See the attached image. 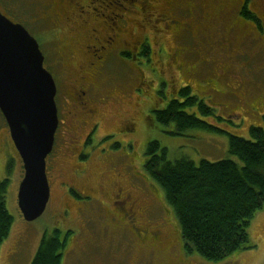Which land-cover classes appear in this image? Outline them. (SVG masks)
I'll use <instances>...</instances> for the list:
<instances>
[{
    "label": "rangeland",
    "instance_id": "rangeland-1",
    "mask_svg": "<svg viewBox=\"0 0 264 264\" xmlns=\"http://www.w3.org/2000/svg\"><path fill=\"white\" fill-rule=\"evenodd\" d=\"M6 1L10 6L12 5L16 12L37 18L36 0ZM111 1L93 0L90 8L92 5L99 9L97 12L91 9L93 15L110 27L111 22L107 17L112 16V12L122 13V18H125L122 24L131 32L130 38H126L127 46L136 48L145 36H149L145 44L150 45L157 55L151 54L149 59L137 51L136 56L132 54V56L122 55L121 58L109 57L108 72L105 76L108 77L106 90L108 95L114 97V100L100 108L101 130L98 128L93 138L83 145L82 150L79 151L78 159L77 151L74 149L77 144L76 140L69 137L63 141V138L70 134H64V137L61 136L57 139L58 144H56L54 156L49 159L48 163L51 190L49 202L43 214L33 221H26L18 207L17 194L23 177V167L10 138L8 126L0 113V180L8 179L5 203L8 212L13 217L9 236L0 246V264H25L30 255L33 258V252L36 251L43 235L45 233L52 234L56 227L62 230L60 237H64L65 230L73 232L67 237L68 241L61 264H104V253L100 258L83 259L84 248L80 247V241L88 239L99 247H105L108 235L98 222H96V227H89L87 223L81 222L79 211L73 206L75 203L72 201V199L78 200V196L70 192L72 186L63 184L70 183L75 187L85 183L95 187L104 184L106 178L112 173L110 170L113 167L109 166L105 159H102L103 155L113 153L112 161L117 164V171L126 172V165L130 161L131 164H134L133 171L136 172L141 170V165L144 162L146 143L150 140H157L161 146L167 149L171 161L186 158L199 163L202 159L212 162L232 159L240 163L237 157L228 151L227 134L251 139L249 131L251 126L259 127L264 131V47L257 44V41L254 40L255 37L239 38L241 29L237 38H234L231 33L226 38V33H223L222 39L228 40L226 43L212 44V47L205 45L207 53L202 52L199 57L194 53L192 55L186 53L185 56L179 51L180 44L187 52L189 48H192L191 41L194 43V40L198 41L197 38H192L190 35V41L187 34L181 30L177 31V27L172 24L166 29L159 25L158 30H155L149 24L145 11L139 4V1L142 0H123L121 3L125 8L120 11H118L119 6L114 2L110 3ZM156 1L157 3L150 5L148 10L162 11L164 9V5L161 9L160 1ZM178 15L179 13L176 14V16ZM228 16V12L220 14L219 25L223 30H226ZM242 30L254 34L253 26L250 24H247L245 28L242 27ZM175 31L177 32L175 33ZM31 33L40 40L33 29ZM112 47L119 48L121 45L113 42ZM40 49L46 56L44 66L57 77L56 70L49 66L53 60V46L40 41ZM170 55L172 63L167 65ZM200 57L211 58L213 62L210 66H202L201 63H198ZM181 64L187 68L179 69ZM170 74L175 75L173 80L169 79L171 78ZM110 82L112 84H109ZM139 82H142L144 86L138 87L135 92L143 94L146 86V89L149 88V90H146L145 94L151 98L150 103L157 104H147V101H150L148 97H145L147 101L141 104L139 98L133 93H131V99H128L127 95L124 96V93L134 89ZM119 84L123 85L125 89L118 87ZM185 84L191 87L194 95L204 99L214 110V113L208 117L197 115L224 132L188 130L178 135L172 133L173 125L165 126L154 120L151 110L164 108L168 101L176 95V89ZM186 112H196V109L187 108ZM131 117L137 121V130L131 137L133 144L130 145L129 136L123 137L122 132L114 131H119L125 120ZM61 144L65 147H61ZM54 159L55 161H53ZM80 163L84 170L79 177L75 175L74 169H81ZM145 183H148L146 178ZM156 188L157 205L154 208V217L152 216L150 220H160L161 217L159 226H161L164 236L171 242L165 255L158 257L164 264H264V205L254 214L247 227L249 239L254 247L234 252L220 261H209L197 253H187L184 250L180 227L174 212L166 203L163 191L157 185ZM65 192L72 199L68 198ZM64 208L70 209V213L65 217L66 220L56 216L57 212ZM86 211H88V216H92L97 221L96 213H90V209ZM73 236L74 239L70 245ZM116 253L118 252L114 251V254ZM136 263L133 258L127 260V264Z\"/></svg>",
    "mask_w": 264,
    "mask_h": 264
},
{
    "label": "flooded vegetation",
    "instance_id": "flooded-vegetation-1",
    "mask_svg": "<svg viewBox=\"0 0 264 264\" xmlns=\"http://www.w3.org/2000/svg\"><path fill=\"white\" fill-rule=\"evenodd\" d=\"M121 1L123 0H112L110 3L117 4L120 8L118 11H120L125 8ZM159 1L161 9L164 5L162 11L148 10L150 5L157 3L156 0H142L139 1V4L145 11L149 24L155 30H158L159 25L166 29L172 24L177 27V31H183L189 38L191 35L192 38L198 39V41L194 40L193 43L190 38L192 48H189L187 52L180 44L179 51L184 53L185 56L186 53L191 55L194 53L199 57L202 52L207 53L205 45L212 47V44L226 43L229 33L237 38L240 29L241 36L239 38L255 37L254 40L257 41V44L264 47V0ZM36 3L37 18H33L32 15L24 16L20 12H16L6 0H0V11L13 22L22 24L31 35L33 29L40 38L38 40L32 35L37 40L39 47L40 41L53 46V60L49 66L56 70L57 77L44 66L52 74L55 81V103L58 115L54 145L51 153L46 158V175L50 187L48 163L49 159L54 156L55 147L58 144L57 139L61 136L64 137V134H70L68 137H64L63 141L69 137L76 140L77 144L74 149L77 151L76 157L78 159L79 151L82 150L83 145L93 138L98 128L101 130L100 108L102 105L114 100V97L108 95L106 90L108 77L105 76L108 72L109 57L121 58L122 55L132 56V54L136 56V52L140 51L141 54L150 59L151 54H157L150 45L145 44L149 36H145L136 48L128 47L126 38H130L131 32L122 24L125 21V18H122V13L112 12V16L107 17L111 22V26L108 27L93 15L91 9L95 12L99 10L92 5L90 8L93 0H36ZM224 12H228L229 15L226 30H223L219 25L220 14ZM177 13H179L178 16H176ZM247 24L253 26L254 34L242 30V27L245 28ZM223 33H226L227 37L222 39ZM113 42L121 45V47H112ZM222 49L225 48L222 47ZM43 56L46 62V56L44 54ZM158 60L160 59L158 58ZM212 62L213 59L211 58L200 57L198 60V63L206 67L210 66ZM171 63L170 55L167 65ZM183 68L187 67L181 64L179 69L182 70ZM170 76L169 79L175 77L174 74H170ZM109 84H112V82ZM210 85L212 86L211 83ZM141 86H144V84L142 85V82H139L134 89L124 93V96L127 95L128 99H131V93H133L139 98L141 104L147 101L145 97L150 100L147 101V104H157L150 103L151 98L145 94V91L149 90V88L146 89V86L143 94L135 92ZM118 87L125 89L121 84ZM181 87H189L191 90V87L187 84ZM180 88H177L175 93ZM150 92H152L151 89ZM136 124L137 121L133 117L128 118L122 124L121 129L119 128V131L114 132H122L123 137L129 136L130 140L128 142L131 145L133 144L131 137L135 135L137 130ZM61 147L65 146L61 144ZM112 154H106L102 157L109 166L113 167L110 170L111 175L109 174L104 184L95 187L92 184L85 183L75 187L70 183H63L64 186H72L70 192L78 196V200H75L67 194L68 191L65 192L67 197L75 203L73 206L79 211L81 222L83 224L87 223L89 227H96V222H98L102 230L108 235L105 247H99L88 239L80 241V247L84 248L83 259L100 258L103 257L102 253H104V264H127L128 258H133L137 262L136 264H164L158 257L165 255L171 242L164 236L163 230L159 226L161 217L160 220H150L152 216L154 217V208L157 205V184L152 182L145 171L144 162L139 171H133L132 166L134 164H131L130 161L126 165V172L117 171V164L112 161ZM51 167H53V164H51ZM80 168L74 169L75 175L79 177L84 170L81 163ZM143 177L148 180V183H145ZM87 209H90V213L97 214V221L92 216H88ZM69 213L70 209L64 208L59 210L56 216L66 220L65 217ZM54 229L62 231L59 227ZM68 232L70 233L67 237L73 233L72 230H65L63 233ZM73 239L74 236L70 245ZM112 251L113 254H111ZM114 251L118 253L114 254Z\"/></svg>",
    "mask_w": 264,
    "mask_h": 264
},
{
    "label": "trees",
    "instance_id": "trees-1",
    "mask_svg": "<svg viewBox=\"0 0 264 264\" xmlns=\"http://www.w3.org/2000/svg\"><path fill=\"white\" fill-rule=\"evenodd\" d=\"M187 108L196 112L188 113ZM162 125H173V134L188 130L224 132L197 114L208 117L213 108L181 87L164 108L152 110ZM251 139L228 135L232 159L195 163L182 158L169 160L167 149L150 140L144 149V168L151 180L163 191L166 203L178 221L184 250L197 253L209 261H220L234 252L254 247L247 227L254 214L264 205V131L250 129ZM8 179L0 180V246L9 236L13 217L8 212L5 195ZM41 238L30 264H61L67 235L54 229Z\"/></svg>",
    "mask_w": 264,
    "mask_h": 264
},
{
    "label": "water",
    "instance_id": "water-1",
    "mask_svg": "<svg viewBox=\"0 0 264 264\" xmlns=\"http://www.w3.org/2000/svg\"><path fill=\"white\" fill-rule=\"evenodd\" d=\"M36 39L0 12V112L23 167L17 194L26 221L40 217L50 197L46 158L58 126L56 85Z\"/></svg>",
    "mask_w": 264,
    "mask_h": 264
},
{
    "label": "crops",
    "instance_id": "crops-1",
    "mask_svg": "<svg viewBox=\"0 0 264 264\" xmlns=\"http://www.w3.org/2000/svg\"><path fill=\"white\" fill-rule=\"evenodd\" d=\"M36 248H37V247H36ZM36 250H37V249H36ZM33 253H34V255H35L36 251L33 252ZM33 253H32V254H33ZM34 255H33V257H34ZM32 259H33V258H32V255H30L29 258H28V260H27V262H26L25 264H30V262L32 261Z\"/></svg>",
    "mask_w": 264,
    "mask_h": 264
}]
</instances>
